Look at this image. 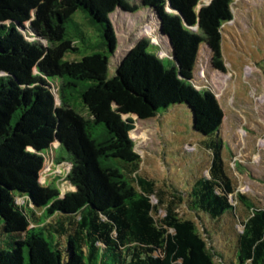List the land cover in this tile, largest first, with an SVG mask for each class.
I'll return each mask as SVG.
<instances>
[{"label":"trees","instance_id":"16d2710c","mask_svg":"<svg viewBox=\"0 0 264 264\" xmlns=\"http://www.w3.org/2000/svg\"><path fill=\"white\" fill-rule=\"evenodd\" d=\"M202 1L0 0V238H15L10 249L0 247V264H264V208L237 191L223 157V109L193 82L203 43L213 67L225 71L222 30L233 20V0ZM140 7L157 17V38L168 41L175 64L165 67L159 46L144 38L109 78L118 46L110 15ZM78 11L99 26V44L68 32ZM68 53L82 57L67 60ZM182 104L211 157L208 176L194 175L185 191L146 174L131 137L134 117L151 120ZM56 142L68 153L58 164H70L73 190L64 195L40 182L45 151ZM183 209L213 223L223 251Z\"/></svg>","mask_w":264,"mask_h":264},{"label":"rangeland","instance_id":"374dc122","mask_svg":"<svg viewBox=\"0 0 264 264\" xmlns=\"http://www.w3.org/2000/svg\"><path fill=\"white\" fill-rule=\"evenodd\" d=\"M130 2L138 4L139 0ZM209 2L210 0H203L199 7ZM232 11L233 20L222 30L225 71L221 72L213 67L211 53L203 43L200 46L193 82L198 88L215 94L223 109V157L227 172L237 185V191L249 197L258 207L264 208V0H233ZM110 19L116 31L118 46L109 62V78L116 75L125 53L144 38L159 46L158 55L165 67L175 64L168 57L171 53L168 41L161 42L157 38V17L150 8L140 7L134 13L118 8L110 15ZM67 29L72 36L80 31L89 46L101 42L99 26L90 24L81 11L75 13ZM85 45L79 43L82 50ZM149 52L156 53V49L150 46ZM81 57L82 53H68L65 59ZM52 83L56 105L60 106V81L54 80ZM73 107L79 113L85 114L80 100H75ZM134 119L136 129L131 137L143 159L142 170L146 174L160 184L166 181L180 191L188 189L187 182L194 175L208 176L211 157L200 149L204 136L194 130L193 114L187 105L163 109L151 120ZM45 154V165L40 174L41 184H56L62 195L73 190L66 182L70 164L57 162L59 157H68L67 151L55 143ZM232 202L238 206L241 218L247 215V211L234 197ZM181 211L197 219L194 212L188 209ZM197 221L201 228L204 225L213 231L210 245L223 251L225 242L220 231L217 229L216 232L212 227L213 223L204 216L203 220ZM219 226L225 228L222 222ZM238 229L241 230V226ZM14 240L12 234H6L0 238V247L10 249ZM218 264L221 263L218 261Z\"/></svg>","mask_w":264,"mask_h":264},{"label":"water","instance_id":"95a60500","mask_svg":"<svg viewBox=\"0 0 264 264\" xmlns=\"http://www.w3.org/2000/svg\"><path fill=\"white\" fill-rule=\"evenodd\" d=\"M170 10H171V9H170V7H169V10H168V11L171 12ZM56 143H57L58 145L60 144L59 142H56Z\"/></svg>","mask_w":264,"mask_h":264}]
</instances>
